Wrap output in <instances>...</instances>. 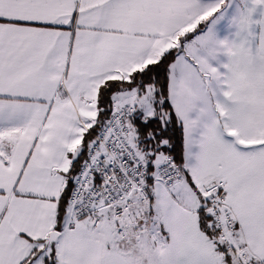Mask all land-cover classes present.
Segmentation results:
<instances>
[{"label":"snow or ice","instance_id":"snow-or-ice-1","mask_svg":"<svg viewBox=\"0 0 264 264\" xmlns=\"http://www.w3.org/2000/svg\"><path fill=\"white\" fill-rule=\"evenodd\" d=\"M0 264H264V0H0Z\"/></svg>","mask_w":264,"mask_h":264}]
</instances>
